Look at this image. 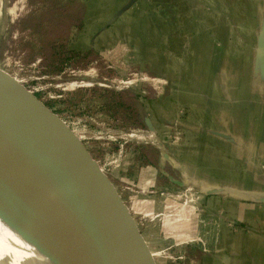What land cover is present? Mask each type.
<instances>
[{"label":"crops","instance_id":"0c3cea01","mask_svg":"<svg viewBox=\"0 0 264 264\" xmlns=\"http://www.w3.org/2000/svg\"><path fill=\"white\" fill-rule=\"evenodd\" d=\"M129 1L94 33L115 22L132 65L161 83L148 128L171 141L154 171L215 212L209 264H264V0Z\"/></svg>","mask_w":264,"mask_h":264},{"label":"rangeland","instance_id":"374dc122","mask_svg":"<svg viewBox=\"0 0 264 264\" xmlns=\"http://www.w3.org/2000/svg\"><path fill=\"white\" fill-rule=\"evenodd\" d=\"M118 5L0 0V78L78 138L81 157L121 200L145 264H209L215 212L196 186L167 185L154 171L161 144L171 141L163 127L148 128L147 98L161 83L132 65L124 49L130 42L117 39L115 22L108 33H94ZM125 239L141 261L134 241Z\"/></svg>","mask_w":264,"mask_h":264},{"label":"water","instance_id":"95a60500","mask_svg":"<svg viewBox=\"0 0 264 264\" xmlns=\"http://www.w3.org/2000/svg\"><path fill=\"white\" fill-rule=\"evenodd\" d=\"M0 79L4 85L8 81ZM4 85L0 189L34 232L43 256L50 264H145L142 242L130 234L121 200L81 157L78 138Z\"/></svg>","mask_w":264,"mask_h":264},{"label":"bare ground","instance_id":"6f19581e","mask_svg":"<svg viewBox=\"0 0 264 264\" xmlns=\"http://www.w3.org/2000/svg\"><path fill=\"white\" fill-rule=\"evenodd\" d=\"M0 264H50L38 249L34 232L15 212L1 189Z\"/></svg>","mask_w":264,"mask_h":264},{"label":"built area","instance_id":"2783aa9c","mask_svg":"<svg viewBox=\"0 0 264 264\" xmlns=\"http://www.w3.org/2000/svg\"><path fill=\"white\" fill-rule=\"evenodd\" d=\"M145 76H147V75H145ZM147 78H150L149 76H147ZM79 139H82L81 137L79 138ZM203 244V247H204V243H202ZM203 250H204V248H203Z\"/></svg>","mask_w":264,"mask_h":264}]
</instances>
